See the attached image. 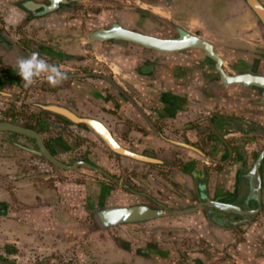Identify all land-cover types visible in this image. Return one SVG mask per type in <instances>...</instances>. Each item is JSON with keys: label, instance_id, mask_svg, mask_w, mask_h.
Returning a JSON list of instances; mask_svg holds the SVG:
<instances>
[{"label": "crops", "instance_id": "1", "mask_svg": "<svg viewBox=\"0 0 264 264\" xmlns=\"http://www.w3.org/2000/svg\"><path fill=\"white\" fill-rule=\"evenodd\" d=\"M199 1L189 8L138 0L135 15L122 19L136 23V14L148 15L206 40L217 52V45H229V57L218 52L224 65L239 60L246 69L264 70V23L249 0ZM255 1L264 9V0ZM58 14L32 17L21 0H0V114L15 106L41 113V106L61 105L101 122L122 147L161 163L112 154L84 126L48 112L32 129L50 153L65 165L84 162L93 168L50 166L34 153V140L0 133V246L6 254H24L28 264H36L33 255L55 249L74 251L77 264H264V155L259 198L253 172L264 152L262 90L225 85L200 50L135 53L121 41H88L94 60L78 54V63L75 52L53 45L69 27ZM228 14L234 17L225 23ZM32 52L62 66L68 79L53 87L42 76L25 88L16 61ZM208 201L255 213L202 207L117 226H103L97 219L115 208L180 211ZM91 220L99 233L115 235L117 243L92 245L95 231L86 228ZM128 225L135 228L109 229Z\"/></svg>", "mask_w": 264, "mask_h": 264}, {"label": "water", "instance_id": "2", "mask_svg": "<svg viewBox=\"0 0 264 264\" xmlns=\"http://www.w3.org/2000/svg\"><path fill=\"white\" fill-rule=\"evenodd\" d=\"M82 0H22V9L28 12L33 17L44 16L56 11L61 5H72ZM249 5L252 11L256 14L258 19L264 23V9L255 0H249ZM90 41H109L120 40L140 45L146 49L153 50L159 53H174L185 50H201L207 57L216 63V68L219 72L220 78L225 85H242L245 87H254L262 90L264 94V76L254 75L251 73H243L237 75H227L222 68V58L217 54L213 44L206 40L199 38L191 33L184 32L175 39H162L139 32H135L119 25L111 26L107 29H101L88 35ZM42 110L47 111L53 115L60 116L65 120L75 125L84 126L88 132L93 135L109 152L117 156L129 158L131 160L147 163L159 164V159L136 154L124 147H122L113 137L111 132L98 120L89 117H80L72 110L57 104H48L41 106ZM8 132L20 135L34 140L36 144L35 154L41 156L48 163L52 164L63 170H74L78 165L93 168L91 165L84 162H77L71 166L65 165L56 159L44 144L41 136L33 129L25 128L8 121H0V133ZM170 143L190 148L191 150L200 152L187 144L176 141ZM264 152L257 158L253 172L257 179L256 194L259 198L260 195V177L258 169L261 164ZM202 207H209L223 212H232L239 215L253 214L255 211H243L238 207L208 201L206 203H197L193 207L180 211L162 209H151L147 206H133L127 208H115L112 210H105L101 214L100 223L103 226H117L121 224L142 223L151 221L158 218L167 217L170 215L180 216L189 214L200 210Z\"/></svg>", "mask_w": 264, "mask_h": 264}, {"label": "rangeland", "instance_id": "3", "mask_svg": "<svg viewBox=\"0 0 264 264\" xmlns=\"http://www.w3.org/2000/svg\"><path fill=\"white\" fill-rule=\"evenodd\" d=\"M137 1L138 0H82L72 5L61 6L59 9H57L54 12L59 13L58 15H61L63 17L64 22H67L66 24H68L69 27L66 26L65 28H63V31H61L60 35L57 36V38H55L56 42L53 43V45L55 44L57 46H61L64 53L65 52L66 53L75 52L76 53L75 57L78 63L81 62V60H78V57H77L79 56L78 54H83V55H80L82 59L86 58L87 60L90 59L92 61V59L94 58L93 53L95 51L94 50L95 48L94 49L91 48L92 46L88 42L86 36L90 30L94 29V25L100 26V24L98 23L93 25V23L91 22L93 20L96 21V19L94 18L97 15H104V14L107 15L108 14V16H110L111 18L119 20L121 23H124L129 27L132 26L137 31L138 30H144V31L148 30V32H152L151 30H158L157 29L158 27L162 28L160 22H158L157 20H155L154 18L148 15L139 17L136 14V16H134V19H133V21H136V23L125 21L124 19H122L124 15L126 18H130L132 14L135 15V12L138 10L135 5ZM166 1L167 0H159L158 3L160 5H168L169 3H175L181 6L185 4V6H188L190 8L191 5H198L200 2L199 0H194V1L193 0L192 1L191 0H169L167 2ZM188 7H185V8H188ZM239 8H241V6H239ZM233 17L234 15L228 14L227 17L224 18L225 21L227 22L225 21L224 22L229 23L230 21H232ZM196 20L198 19L183 20L182 18L179 21L195 22ZM151 26L152 28H150ZM156 26L158 27L156 28ZM51 42H52V39L48 40V44H52ZM227 46L225 45L216 46L218 47L217 49L220 55L222 54V56L223 55L226 56L227 54L226 49L229 48V45ZM100 52L102 53V50L97 51L98 56H100V54H98ZM80 64H77V66L82 65ZM73 66H75V64ZM226 66L229 69L230 65L227 62H226ZM88 68L89 67H87V69ZM46 115L48 114H45L43 112L40 113L38 110L15 106L14 108L3 110L0 121L9 122V120H11V121H15L16 125H19L22 127H24L25 125L37 127L38 125L33 126L34 121L35 120L37 121L38 118H41V119L48 118L49 116H46ZM143 178L146 180L145 175ZM143 189H146V188L143 186ZM155 207L156 206H153V209ZM139 226H144V224H139ZM86 228H89V231L90 230L92 231V229L95 231V234H93V236H90L92 239L94 238V240L91 241L92 245H95L98 247L103 246V245L106 246L107 244H111L112 240H115L116 241L115 243H117L118 241L115 235H112L111 233H108V232L99 233L98 231L100 230V228H98L96 224L92 222V220L89 221V224ZM128 228H135V226L131 227L128 225V226H120L116 228L111 227L109 229L127 230ZM89 238H86V239H89ZM44 244H46V241L44 242ZM59 250L60 249H55L54 250L55 252L47 254V255L45 254L36 255L35 254L33 255V260L35 261L36 264H77L76 259H75L76 253L74 251H72L71 249L70 250L67 249L65 251L62 250V252H60ZM5 251H6V247L3 248L2 246H0V259H3L11 264H28V261L25 262L23 260V257L25 256L24 254L23 255L20 254L19 258H13V257H9V255L6 254L7 251L6 252ZM32 251H35V250H32Z\"/></svg>", "mask_w": 264, "mask_h": 264}, {"label": "flooded vegetation", "instance_id": "4", "mask_svg": "<svg viewBox=\"0 0 264 264\" xmlns=\"http://www.w3.org/2000/svg\"><path fill=\"white\" fill-rule=\"evenodd\" d=\"M21 3H22V0H21ZM61 6H64V5H61ZM60 6V7H61ZM59 7V8H60ZM58 8V9H59ZM108 14L106 15V14H104V15H97V16H95V18L94 19H96V22L100 19V18H103L105 21H104V23L102 22V23H99L100 24V26L99 25H95V27H94V29H92V30H90L89 32H88V34H87V40H88V35L90 34V33H93V32H96V31H98V30H101V29H107V28H109V27H111V26H114V25H119V26H121V27H124V28H126V29H129V30H132V31H135V32H139V33H142V34H145V35H149V36H153V37H157V38H162V39H175V38H178L181 34H183L185 31H183V30H181V29H178V28H174V27H172V26H170V25H168V24H166V23H160L161 24V29L160 30H158V31H152V32H145V33H143V32H140V31H137V30H135V29H133V28H131V27H129V26H127L126 24H124V23H121L119 20H116V19H114V18H111V17H109V20L107 21V19H108ZM112 19V20H111ZM111 20V21H110ZM102 24V25H101ZM89 42H104V41H90V40H88ZM109 41H111V42H113V41H115V42H117V41H120V40H109ZM121 42H124V43H126V44H129L130 46H126L127 48L128 47H130V49L133 51V52H135V53H140V52H149V53H151V54H170V53H159V52H156V51H153V50H149V49H146V48H144V47H142V46H140V45H137V44H133V43H130V42H125V41H121ZM216 50V49H215ZM201 51V50H200ZM182 52V51H181ZM203 52V51H202ZM216 52H217V50H216ZM174 53H177V52H174ZM204 53V52H203ZM217 54H218V52H217ZM204 55L206 56V54L204 53ZM221 57V56H220ZM224 57H229V55L228 54H226V56L224 55ZM222 58V57H221ZM206 59L208 60V61H210L211 62V64L212 65H214V69H215V72L217 73V75H219V72H218V70H217V68H216V63L212 60V59H210L209 57H207L206 56ZM226 59V58H225ZM222 61H223V63H222V68H223V70L225 71V73L227 74V75H237V74H243V73H251V74H254V75H261V76H264V70H262V71H260V72H256V71H251V69L248 67L247 69H246V67L244 68V66H240L241 64L240 63H242V61H235V60H232L231 61V65L229 66V69H228V67L226 66V65H224V60L222 59ZM240 64V65H239ZM228 72H227V71ZM219 77H220V75H219ZM220 80H221V78H220ZM221 82H222V80H221ZM223 83V82H222ZM42 112H44V113H46L47 111H42ZM49 113V112H48ZM75 113V112H74ZM51 114V113H50ZM76 114V113H75ZM77 115V114H76ZM57 116V115H56ZM57 117H59V118H62V117H60V116H57ZM64 119V118H63ZM87 130V129H86ZM88 131V130H87ZM105 148V147H104ZM161 209V208H160ZM97 219L100 221L101 220V216L99 217V215H97ZM98 221V222H99ZM97 223V222H96ZM0 264H11V263H9V262H7V261H5V260H3V259H0Z\"/></svg>", "mask_w": 264, "mask_h": 264}, {"label": "clouds", "instance_id": "5", "mask_svg": "<svg viewBox=\"0 0 264 264\" xmlns=\"http://www.w3.org/2000/svg\"><path fill=\"white\" fill-rule=\"evenodd\" d=\"M16 66L25 88L35 85L42 76L53 87L59 86L68 79V73L62 66L49 63L39 52L18 58Z\"/></svg>", "mask_w": 264, "mask_h": 264}, {"label": "trees", "instance_id": "6", "mask_svg": "<svg viewBox=\"0 0 264 264\" xmlns=\"http://www.w3.org/2000/svg\"><path fill=\"white\" fill-rule=\"evenodd\" d=\"M32 17H33V16H32ZM98 22H99V23H102V22L104 23V19H103V18H100V19L97 21V23H98ZM94 27H95V25H94ZM1 116H2V115L0 114V118H1ZM14 124H15V123H14ZM24 127H25V128H30V129L33 128L32 126H28V125H25ZM39 157H40V158H43V157H41V156H39ZM43 159H44V158H43ZM47 163H48V162H47ZM48 165L53 166V165L50 164V163H48ZM162 219H165V218L163 217Z\"/></svg>", "mask_w": 264, "mask_h": 264}]
</instances>
